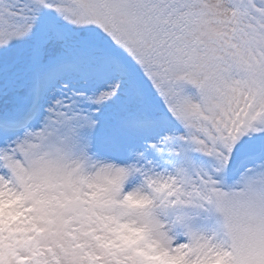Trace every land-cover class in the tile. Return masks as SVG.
Wrapping results in <instances>:
<instances>
[{
  "label": "snow or ice",
  "instance_id": "6c2138e0",
  "mask_svg": "<svg viewBox=\"0 0 264 264\" xmlns=\"http://www.w3.org/2000/svg\"><path fill=\"white\" fill-rule=\"evenodd\" d=\"M0 264H264V0H0Z\"/></svg>",
  "mask_w": 264,
  "mask_h": 264
}]
</instances>
